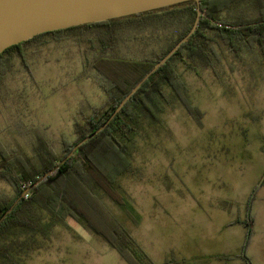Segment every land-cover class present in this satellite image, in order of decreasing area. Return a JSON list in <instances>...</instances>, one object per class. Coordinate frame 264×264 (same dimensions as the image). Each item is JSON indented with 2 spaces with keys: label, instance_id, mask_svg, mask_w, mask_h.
Returning a JSON list of instances; mask_svg holds the SVG:
<instances>
[{
  "label": "rangeland",
  "instance_id": "374dc122",
  "mask_svg": "<svg viewBox=\"0 0 264 264\" xmlns=\"http://www.w3.org/2000/svg\"><path fill=\"white\" fill-rule=\"evenodd\" d=\"M259 2L264 6V0ZM220 16L253 20L256 9L242 1ZM175 28L173 23L124 31L115 35L114 44H120L121 56L145 58ZM101 39H106L102 33L91 30L49 35L23 48L25 66L12 58L0 77V143L6 150L31 155L36 131L60 155L62 140L75 139L73 123L102 109L106 97L90 66ZM211 44L216 55L211 68L199 62L193 63L197 73L176 67L185 100L200 116L188 114L171 93L172 103L158 122L141 119L127 145L131 168L117 182L126 209L101 200L152 261L177 255V242L233 243L240 238L243 244L247 215L252 219L250 242L255 227L256 237L264 229V49L237 57L221 41ZM12 192L0 180V198ZM39 219L51 223L46 215ZM24 229L1 240L5 262L45 264L36 257L29 262L16 258L11 242L28 240L30 229Z\"/></svg>",
  "mask_w": 264,
  "mask_h": 264
},
{
  "label": "trees",
  "instance_id": "16d2710c",
  "mask_svg": "<svg viewBox=\"0 0 264 264\" xmlns=\"http://www.w3.org/2000/svg\"><path fill=\"white\" fill-rule=\"evenodd\" d=\"M242 1H247L256 9L253 20L237 18L228 21L221 18L224 11ZM259 3V0H200L203 16L196 31L143 83L103 131L79 146L50 175L47 173L73 147L96 131L154 65L187 35L194 23L196 6L186 3L118 20L45 33L4 50L0 54V77L10 68L12 58H18L25 66L23 48L45 36L58 37L66 32L91 30L102 33L107 39L98 41L99 52L90 65L101 80L100 89L106 97L105 103L102 109L94 110L81 122L73 123L75 139L71 142L62 140L60 155L36 131L35 141L30 148L31 155L23 151H8L0 143V180L6 182L13 191L11 197L0 198V220L18 201L0 222V242L7 239L9 234L15 236V230L20 227L33 229L37 220L46 215L55 224L63 225L72 221L83 225L115 250L127 264H155L101 200L106 198L119 210L126 209L127 203L117 182L131 168L127 145L137 135L141 119L158 122L164 107L172 103L171 93L188 114L197 118L200 116L199 111L185 100V87L176 70L178 65L195 73L194 62L211 68V60L216 57L211 43L216 40L221 41L237 57L243 53L253 55L257 48L264 49V6ZM173 23L176 28L172 35L147 57L133 59L118 54L120 44H114L118 39L116 34ZM151 38L146 36L144 40ZM246 222L240 257L245 264H251L246 256L252 235L250 215H247ZM12 244L16 258L21 260L19 242L13 240ZM2 250L0 245V263L7 264Z\"/></svg>",
  "mask_w": 264,
  "mask_h": 264
},
{
  "label": "water",
  "instance_id": "95a60500",
  "mask_svg": "<svg viewBox=\"0 0 264 264\" xmlns=\"http://www.w3.org/2000/svg\"><path fill=\"white\" fill-rule=\"evenodd\" d=\"M186 3H194L197 9L193 26L187 35L136 84L106 121L73 147L70 153L47 175L52 174L56 168L65 163L79 146L103 131L143 83L164 65L169 57L196 31L200 17L203 16V12L200 10V0H0V54L12 46L45 33L118 20ZM43 178L37 180L35 184ZM17 202L10 207L0 222L11 212Z\"/></svg>",
  "mask_w": 264,
  "mask_h": 264
},
{
  "label": "crops",
  "instance_id": "0c3cea01",
  "mask_svg": "<svg viewBox=\"0 0 264 264\" xmlns=\"http://www.w3.org/2000/svg\"><path fill=\"white\" fill-rule=\"evenodd\" d=\"M190 205L192 206V202ZM135 216L138 219V214ZM35 224L34 228L30 229L29 239L19 242V257L23 261L29 262L36 257L45 264H68L70 260L71 264H74V261L76 264H127L115 250L79 223L67 221L59 225L52 222L44 223L40 219ZM223 230L224 227L220 232ZM256 231L255 227L253 239L249 242L246 251L252 264H264V229L257 234L258 237L255 236ZM214 242H177V255L169 253L165 258L161 257L153 262L155 264H245L240 257L243 245L240 238L233 243L229 240ZM90 249H93L91 254L88 251Z\"/></svg>",
  "mask_w": 264,
  "mask_h": 264
}]
</instances>
